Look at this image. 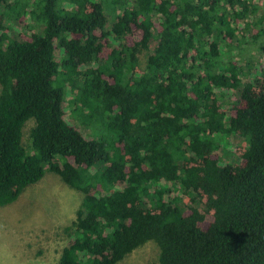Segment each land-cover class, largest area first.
Segmentation results:
<instances>
[{
    "label": "trees",
    "instance_id": "1",
    "mask_svg": "<svg viewBox=\"0 0 264 264\" xmlns=\"http://www.w3.org/2000/svg\"><path fill=\"white\" fill-rule=\"evenodd\" d=\"M256 1L0 0V206L46 171L82 192L57 264L150 240L157 264H264V67L221 62ZM8 14L39 30L12 37ZM223 134L238 161L219 163Z\"/></svg>",
    "mask_w": 264,
    "mask_h": 264
},
{
    "label": "rangeland",
    "instance_id": "2",
    "mask_svg": "<svg viewBox=\"0 0 264 264\" xmlns=\"http://www.w3.org/2000/svg\"><path fill=\"white\" fill-rule=\"evenodd\" d=\"M255 7L253 13L239 24L249 23L244 30L246 35L239 32L237 35L240 41L222 50L221 62L225 64L229 59H236L243 69V81L258 76L264 67V33L255 35L264 26L261 19L264 15V0H257ZM106 14L109 27L115 15L109 11ZM25 23L14 20L10 14L5 17L8 34L15 38H19V34L30 25H35L30 15L26 16ZM35 27L39 30L37 25ZM155 42L153 39L150 52ZM56 55L60 56L59 50H56ZM141 62L144 65L143 55ZM70 97L71 92L67 89L63 100L66 119L86 136L93 135L92 127L85 128L73 118ZM222 101L224 107L228 108V95ZM32 126L33 120L30 119L23 129V143L26 147L30 146L29 130ZM215 142L220 164L238 161L236 147L245 143L242 137L233 134L219 135ZM82 196V192L67 185L57 174L46 171L38 182L28 185L16 201L0 206V264H57L69 236H75V233L66 231L65 227L75 219ZM157 259L158 246L150 240L117 264H157Z\"/></svg>",
    "mask_w": 264,
    "mask_h": 264
}]
</instances>
